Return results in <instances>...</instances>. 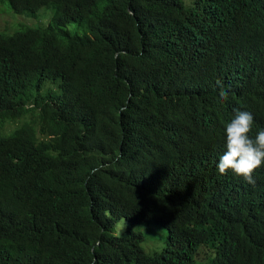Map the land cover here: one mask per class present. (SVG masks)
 Returning <instances> with one entry per match:
<instances>
[{
	"label": "trees",
	"instance_id": "16d2710c",
	"mask_svg": "<svg viewBox=\"0 0 264 264\" xmlns=\"http://www.w3.org/2000/svg\"><path fill=\"white\" fill-rule=\"evenodd\" d=\"M9 2L55 16L0 34V264H264V165L216 167L264 129V0Z\"/></svg>",
	"mask_w": 264,
	"mask_h": 264
},
{
	"label": "clouds",
	"instance_id": "9594fccd",
	"mask_svg": "<svg viewBox=\"0 0 264 264\" xmlns=\"http://www.w3.org/2000/svg\"><path fill=\"white\" fill-rule=\"evenodd\" d=\"M221 100H227L229 91L217 81ZM235 115L225 125L226 150L216 164L219 174L231 171L247 183L255 184L254 171L264 165V129L253 138L250 135L254 117L248 111L234 109Z\"/></svg>",
	"mask_w": 264,
	"mask_h": 264
},
{
	"label": "rangeland",
	"instance_id": "374dc122",
	"mask_svg": "<svg viewBox=\"0 0 264 264\" xmlns=\"http://www.w3.org/2000/svg\"><path fill=\"white\" fill-rule=\"evenodd\" d=\"M54 16L55 10L53 8L43 9L36 17L31 14H17L11 8L9 0H0V34L11 36L26 26L34 29L47 28L52 24ZM67 31L73 35L84 34V30L79 28L76 24L69 25ZM11 130L12 127L8 128L5 134L10 133ZM124 229L125 220H121L116 225L115 234L121 235ZM136 229L146 236L145 242L143 243V247L146 251L158 252L164 249L165 238L167 236L166 232L163 233L160 231L162 237L154 239L152 238L154 234L153 227L147 224H141Z\"/></svg>",
	"mask_w": 264,
	"mask_h": 264
}]
</instances>
